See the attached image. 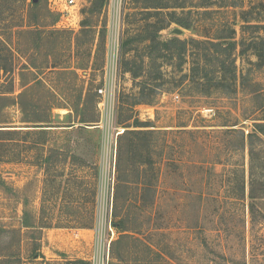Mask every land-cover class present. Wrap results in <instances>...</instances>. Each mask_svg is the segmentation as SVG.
Here are the masks:
<instances>
[{"label": "rangeland", "instance_id": "rangeland-1", "mask_svg": "<svg viewBox=\"0 0 264 264\" xmlns=\"http://www.w3.org/2000/svg\"><path fill=\"white\" fill-rule=\"evenodd\" d=\"M54 1L39 0L34 6L32 0H0V67L8 69L0 70V227L21 228L15 235L0 231V253L18 252L19 260H10L16 264L86 260L95 237L105 239L109 225L115 231L110 242L118 237L121 232L110 221L122 219L125 229H137L136 235L161 256L127 238L118 247L124 259L111 254L109 264L145 258L152 264H264V202L255 200L259 215L254 223L249 211V149L264 147V136L255 130L264 118V66L250 64L256 60L251 52L242 57L236 51L237 72L249 73L248 82H238L231 94H201L188 81L178 82L188 73V63L160 58L157 65L167 84L156 99L132 111L120 102L123 94L137 90L121 51L126 49V59L146 52L145 41L127 46L144 34L146 9L154 10L145 7L161 1L192 11L190 28L172 22L159 32L163 39L214 37L227 22L239 40L254 34L240 27V11L264 19V0L211 5L204 14L194 6L200 0H120L115 8L111 0H76L75 23L67 27L62 26L68 21L66 0ZM174 9L181 15V8ZM123 99L132 102L131 96ZM134 118L150 126L135 127ZM125 130L131 134L120 138L125 148L117 174L118 137ZM135 131L151 135L152 150L138 146L132 154L137 162L151 160L157 170L150 206H137L135 185L126 187L135 179L126 165ZM83 161L92 168H84ZM241 181L244 196L237 198ZM88 215L96 217L95 224L78 228L92 229L82 231L91 235L90 242L61 234L87 223L72 218ZM25 217L51 227H22ZM55 224L74 227L57 229ZM50 229L59 237L53 233L49 239Z\"/></svg>", "mask_w": 264, "mask_h": 264}, {"label": "trees", "instance_id": "trees-1", "mask_svg": "<svg viewBox=\"0 0 264 264\" xmlns=\"http://www.w3.org/2000/svg\"><path fill=\"white\" fill-rule=\"evenodd\" d=\"M241 0H222V3H218L217 0H200L197 5V13H209L211 12L208 8L211 5L217 6H226V7H236L240 6ZM33 3V2H32ZM219 4V5H218ZM34 6H38L39 3H33ZM184 5L182 4H173L170 5L168 3H152L149 7L145 8H153L154 10L149 11L146 9V17L144 18L146 23L144 24L142 31L144 34L140 35L139 38L131 39L127 42V46L130 42L134 40H140L147 42L145 45L146 52L133 56L130 59H126L125 53L126 49L121 51L122 58L124 59L125 66L124 70L128 72L134 80V84L137 90L134 93L123 94L126 97H132V102L127 103L123 98V101H120L121 104L125 105L128 110H134V106L145 103L150 104L153 102L158 93L165 87L167 84L166 74L161 69V64L157 65V61L161 58L163 61H169L173 58L178 59L179 64L182 66L186 63L189 64L188 73L182 74L179 83L183 81H188L191 86L195 88V90L201 94H209L212 91H221L226 94H231L236 92L237 85L246 84L249 79V73L238 74L237 65H236V51L242 57H246V55L251 52L256 60L250 61L255 68H261L264 66V19H259L260 17H253L255 19H251L249 17L250 11L242 9L239 13L241 18L240 27L242 30L245 28L252 29L254 34L250 37L245 38L241 36L239 40L236 39V28L227 22H224L220 28V32L214 37H207L204 39L198 38H189V39H180L178 37H170L163 39L160 37L159 32L166 28L170 23L174 22L179 24L185 28H190L192 26V21L190 20V16L192 15L191 10L184 11ZM181 8V15H178L174 8ZM169 8H172L171 11H168ZM202 9V10H199ZM162 10H167L166 13H163ZM164 15L162 19L157 18V15ZM183 14V15H182ZM187 15V16H186ZM152 16H156V19L152 21ZM251 21H255V23H251ZM17 27H23L22 25H18ZM24 30V28H22ZM21 29V30H22ZM22 32V31H21ZM126 45V43H125ZM122 49V43H121ZM128 50V48H127ZM145 57V59H143ZM3 57H0L2 59ZM162 61V62H163ZM152 65H156V68L149 69ZM34 67V66H33ZM0 70L6 72L8 69L5 66H1ZM132 109V110H131ZM130 118V117H129ZM128 118V119H129ZM135 119V127H149L146 123L139 122ZM263 122H259L255 124V130L257 133L264 136V118ZM2 129H0V133H2ZM136 133H132L130 137V142L127 144V151L131 153V160L126 163L128 164V171L133 172L135 179L132 181H127V186L129 183H133L135 191V200L138 205L148 204L149 206L154 203V197L156 193V174L157 170L154 166V163L151 160L137 162L132 157V154L136 150V147L143 146L147 151H151L152 142L149 140L151 135L147 133H143L144 131H135ZM131 134L130 131H123L121 135L118 137V151L119 157L116 162V171L119 174L121 171V153L124 150L125 146L120 141L122 136H126ZM256 134V133H255ZM257 138L259 136L256 134ZM137 140H139L138 143ZM249 211L251 215V222L254 223L257 220V216L259 215L258 203L255 200L264 202V147L255 148L254 146L249 149ZM84 168L91 169L92 166L89 165L88 162L83 161ZM146 166L144 167V165ZM91 185V184H90ZM81 187V186H80ZM93 188H95L93 181ZM128 188V187H127ZM238 195L237 198H242L244 196V184L238 185ZM117 200H118V192L115 190L113 194L112 200V216H116V208H117ZM129 201V199H125L124 202ZM262 214V213H261ZM264 218V214L260 215ZM28 224L25 220H28ZM85 218L87 223H82L81 221ZM82 219V220H81ZM72 220L77 223H82L84 225L80 226H70V225H61L55 224V227H91L92 224H95L96 217L93 215H88L86 217H78L72 218ZM30 222V223H29ZM112 226L121 232L116 239H113L110 243V252L111 254L123 260L124 257L118 251V247H123L121 244H127L125 242L122 243L124 239H132L136 241L138 244H142L145 247V251L148 254L153 256H161L160 253L152 248L151 245L142 241L136 233H138L137 229H125L124 221L122 219L111 220ZM35 226L43 228V227H51V225H46V223H35L34 217H25L22 222V227L33 228ZM0 231L7 233L8 235H15L17 232L20 234L19 228H3L0 227ZM130 231V233H124ZM9 243H12L9 240ZM117 247V249H116ZM136 248V246H135ZM18 252L15 251H5L0 253V262L3 260H8L10 264H16V261H10L12 259H18ZM147 255V256H150ZM3 258V259H1ZM136 264H152L153 260L149 258H145L143 260H139L135 262ZM64 264H90L89 261L78 259L72 261H66Z\"/></svg>", "mask_w": 264, "mask_h": 264}, {"label": "built area", "instance_id": "built-area-1", "mask_svg": "<svg viewBox=\"0 0 264 264\" xmlns=\"http://www.w3.org/2000/svg\"><path fill=\"white\" fill-rule=\"evenodd\" d=\"M118 1L120 0H111V5H112L111 8H115L118 5ZM54 3L57 4V1L55 0ZM78 6L79 5L76 0H66V7L68 8L65 7L66 11L64 15L65 14L67 15L66 19L68 21H64L62 23L63 27L73 26V24L75 23V19L73 18L76 17ZM114 39L116 38L114 37L113 40ZM113 59L115 62L114 57ZM100 92L102 93V89H100ZM104 101H106V99H102V103H104ZM110 224H111V221H110ZM114 234H115V231L109 225V232L107 233V236L105 239H103L101 236H98V235L95 237V243L93 244V250H92L91 256L86 259L87 261L90 262V264H109L111 260L110 240L112 239Z\"/></svg>", "mask_w": 264, "mask_h": 264}, {"label": "crops", "instance_id": "crops-1", "mask_svg": "<svg viewBox=\"0 0 264 264\" xmlns=\"http://www.w3.org/2000/svg\"><path fill=\"white\" fill-rule=\"evenodd\" d=\"M57 229H61V228H57ZM83 230H86V231H90V232H92V229H85V228H70V229H65V233H63L64 232V230H61V234H63L64 236H65V238H71V239H75V237L76 238H78V242H80V241H85V242H90V239H92V237H91V235H87L88 233H85L84 235L82 234V231ZM54 232H57V231H53V229H50L49 231H48V238L49 239H51L52 238V235H53V233ZM54 234H56V235H58V237H59V235H60V233H54ZM92 234V233H91ZM69 235V237H67ZM88 236H90V237H88ZM55 237H57V236H55ZM54 237V238H55ZM70 240V239H69ZM56 241V239H54L53 240V242H55ZM84 258V257H83Z\"/></svg>", "mask_w": 264, "mask_h": 264}, {"label": "water", "instance_id": "water-1", "mask_svg": "<svg viewBox=\"0 0 264 264\" xmlns=\"http://www.w3.org/2000/svg\"><path fill=\"white\" fill-rule=\"evenodd\" d=\"M39 0H32L33 3H37Z\"/></svg>", "mask_w": 264, "mask_h": 264}]
</instances>
